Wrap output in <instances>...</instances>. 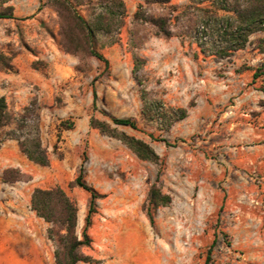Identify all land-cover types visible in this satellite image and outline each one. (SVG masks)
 Segmentation results:
<instances>
[{
  "label": "rangeland",
  "instance_id": "rangeland-1",
  "mask_svg": "<svg viewBox=\"0 0 264 264\" xmlns=\"http://www.w3.org/2000/svg\"><path fill=\"white\" fill-rule=\"evenodd\" d=\"M52 1L3 4L13 18L0 19V50L13 55L15 68L0 72L13 75L0 79V96L14 112L36 99L49 165L28 161L14 140L1 144L0 176L16 167L23 177L0 179V216L33 224L43 243L41 264H54L48 224L29 210L30 194L61 187L77 205L79 237L89 194L68 184L82 166L86 184L100 195L87 230L92 244L82 253L101 264H204L209 248L215 264H264V75L252 78L253 68L264 63L256 50L264 33L218 58V43L209 29L202 32L188 0H122L126 16L114 33L118 41L100 49L105 68L60 48ZM96 1L70 0L83 17ZM139 5L144 19L167 20L169 38L132 19ZM134 57L144 61L139 77L148 98L185 108L186 118L168 129L142 120ZM36 60L43 63L38 70L31 68ZM91 118L148 143L161 164L137 159L120 141L92 129ZM112 118L134 119L137 129L115 126ZM61 121L73 123L72 129L59 128ZM158 170L157 184L171 203L157 210L152 228L141 206Z\"/></svg>",
  "mask_w": 264,
  "mask_h": 264
},
{
  "label": "trees",
  "instance_id": "trees-1",
  "mask_svg": "<svg viewBox=\"0 0 264 264\" xmlns=\"http://www.w3.org/2000/svg\"><path fill=\"white\" fill-rule=\"evenodd\" d=\"M166 1V0H165ZM7 0H0V19H12V8L3 7ZM189 6L199 13L202 32L209 29L218 43L219 48L214 55L224 58L236 51L243 50L249 37L255 33H264V0H188ZM70 0H53L52 7L58 18L59 46L67 54L94 58L108 67V60L101 54L100 49L116 44L118 33L124 25L126 9L122 0H97L86 17L80 15ZM134 21H144L153 28V34L159 38H169L167 20L163 17L144 19L141 5L133 14ZM256 50L264 54V35L257 41ZM13 55L0 50V72H13ZM41 61H33L31 68L38 70ZM144 61L134 57L131 73L140 87L141 110L140 116L148 124H157L168 129L176 121L187 117L185 108L165 107L161 101L148 98L142 86L139 71ZM264 63L253 68L252 78L264 75ZM96 93L92 90V104L95 106ZM36 99H32L19 112L9 109L4 96H0V146L6 140H14L19 152L31 163L47 167L49 159L46 148L40 139L39 120L35 114ZM115 126L137 129V122L131 118H112ZM89 125L101 135L120 141L137 159L154 165L161 164L160 157L153 148L141 139L117 131L109 124L91 118ZM59 128L72 129L73 123L61 121ZM56 148V147H54ZM160 171L153 184L147 190L141 211L150 227L155 225V216L159 208L171 203L170 195L162 192L157 184ZM82 166L79 167L74 180L68 187H77L89 194L84 225L80 236L76 234L77 205L59 186L50 188H34L30 194V210L36 217L42 219L48 227L46 238L53 244L54 264H101L99 259L82 253L89 249L92 240L87 233L91 226L92 217L96 213V199L100 195L83 178ZM23 173L17 168H6L0 179L3 183L21 181ZM204 264H215L208 249Z\"/></svg>",
  "mask_w": 264,
  "mask_h": 264
},
{
  "label": "crops",
  "instance_id": "crops-1",
  "mask_svg": "<svg viewBox=\"0 0 264 264\" xmlns=\"http://www.w3.org/2000/svg\"><path fill=\"white\" fill-rule=\"evenodd\" d=\"M12 76L0 73V79H9ZM4 158L9 161L8 158ZM32 226L33 224L27 222L26 218L19 220L17 216L9 219L0 216V264H41L40 253L43 252V243L34 236L36 231Z\"/></svg>",
  "mask_w": 264,
  "mask_h": 264
}]
</instances>
